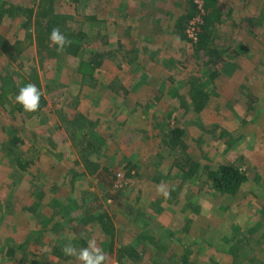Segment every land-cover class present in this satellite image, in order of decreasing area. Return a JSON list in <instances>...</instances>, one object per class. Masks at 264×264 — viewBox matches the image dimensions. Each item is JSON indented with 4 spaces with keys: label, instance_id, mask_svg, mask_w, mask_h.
<instances>
[{
    "label": "rangeland",
    "instance_id": "obj_1",
    "mask_svg": "<svg viewBox=\"0 0 264 264\" xmlns=\"http://www.w3.org/2000/svg\"><path fill=\"white\" fill-rule=\"evenodd\" d=\"M205 14L216 64L194 48ZM55 27L84 33L78 56L50 46ZM29 82L46 100L34 113L15 102ZM76 112L94 123V171L68 136ZM226 160L246 176L234 195L204 179ZM92 202L111 240L82 215ZM71 240H95L107 264H264V0H0V264H79L52 254Z\"/></svg>",
    "mask_w": 264,
    "mask_h": 264
},
{
    "label": "trees",
    "instance_id": "obj_2",
    "mask_svg": "<svg viewBox=\"0 0 264 264\" xmlns=\"http://www.w3.org/2000/svg\"><path fill=\"white\" fill-rule=\"evenodd\" d=\"M193 11L196 9V5L192 4ZM205 10H208L207 4H205L204 7ZM210 15L205 14L203 17V25L201 27V33L198 35V40L195 41L194 48L196 51L205 50L208 51V55H210L209 59L206 63H214L216 64L218 62V58H215V54L218 53V50L214 47L207 48L206 47V41L208 37V31L210 30ZM67 37L72 41L70 46H67L64 50V52L71 56H78L82 51V45L81 41L84 37V33L82 32H73V31H67L66 33ZM105 53L102 52H92L89 53L86 57V63L91 66L92 69H97L101 66L103 63V59L105 57ZM214 58V59H213ZM210 76L214 75L213 72L209 74ZM113 83V82H112ZM112 83L108 84V87L111 88ZM199 86V87H198ZM198 86L193 88L194 93V99L196 103V108L201 109L203 105L206 102L207 93L205 92L204 88L206 87V84L203 82L200 83ZM126 91V89H124ZM46 104V100L43 96L40 98V107H44ZM67 122V132L68 136L71 140H74L76 144L80 146V157L84 163L88 166V168H91V170H96V166L93 164V161L90 159V155L94 152L98 151V146L90 141L89 136L92 132V126L94 125L93 121L89 119L87 116L82 114L81 112L74 113L70 118L66 119ZM178 134H173L169 136L168 139L164 138L163 142L167 145L169 149H175L177 148V145H180L182 149L186 147L183 140L178 137ZM180 171L183 173V177L190 182L191 184H194L195 180H200L202 177L195 176L194 169L195 164L193 161H191L189 158H186V162L184 163H176ZM187 165V166H186ZM205 181L208 182L210 185V188H212L215 192L220 193L221 195L227 194V195H234L238 192L240 189L242 183L245 181L246 176L244 172H242L239 168L232 165L230 161H224L217 165L215 168H209L206 170L204 174ZM206 182V183H207ZM107 185H111L110 181H107ZM82 201V199H81ZM92 207L85 209L82 213V215L87 214H93L94 219L99 223L100 229L105 233L109 235V238L113 237L112 233V223L110 221V218L108 217L107 213L104 211H98V205L93 204ZM96 207H98L96 209ZM29 210L34 211V206L28 207ZM96 213V215H95ZM72 221V218L71 220ZM71 243L74 241L71 240ZM83 242V241H81ZM84 244V243H83ZM111 245V242L108 243ZM127 256L129 258H138V252L134 249V247L127 246L126 250ZM9 252H11V249H9ZM53 256H57L62 259H67L68 256L64 255L61 251V247H54L52 251Z\"/></svg>",
    "mask_w": 264,
    "mask_h": 264
},
{
    "label": "clouds",
    "instance_id": "obj_3",
    "mask_svg": "<svg viewBox=\"0 0 264 264\" xmlns=\"http://www.w3.org/2000/svg\"><path fill=\"white\" fill-rule=\"evenodd\" d=\"M49 41L50 46H55L58 53L64 52L65 48L72 43L58 27L52 29ZM41 95L42 92L36 84L29 82L19 88L15 102L20 104L26 113H34L39 110ZM157 193L165 198L170 196V191L167 190L163 182L157 185ZM61 251L66 256L75 257L79 264H107L109 260L107 253L97 246L95 240H88L86 246L79 249L71 242H67L63 245Z\"/></svg>",
    "mask_w": 264,
    "mask_h": 264
},
{
    "label": "crops",
    "instance_id": "obj_4",
    "mask_svg": "<svg viewBox=\"0 0 264 264\" xmlns=\"http://www.w3.org/2000/svg\"><path fill=\"white\" fill-rule=\"evenodd\" d=\"M119 86H120V92L122 93V94H124V93H126V91H124V89H126L125 88V86L123 85V84H121V83H119ZM85 116H87L89 119H90V116H88V115H85ZM163 141V140H162Z\"/></svg>",
    "mask_w": 264,
    "mask_h": 264
},
{
    "label": "built area",
    "instance_id": "obj_5",
    "mask_svg": "<svg viewBox=\"0 0 264 264\" xmlns=\"http://www.w3.org/2000/svg\"><path fill=\"white\" fill-rule=\"evenodd\" d=\"M119 175V174H118Z\"/></svg>",
    "mask_w": 264,
    "mask_h": 264
}]
</instances>
